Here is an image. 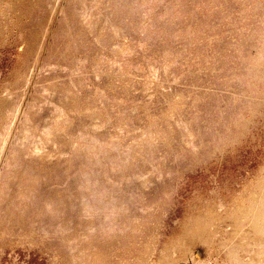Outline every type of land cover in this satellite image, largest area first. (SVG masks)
Instances as JSON below:
<instances>
[{
  "label": "rangeland",
  "instance_id": "1",
  "mask_svg": "<svg viewBox=\"0 0 264 264\" xmlns=\"http://www.w3.org/2000/svg\"><path fill=\"white\" fill-rule=\"evenodd\" d=\"M1 144L0 264H241L165 251L264 176V0H0Z\"/></svg>",
  "mask_w": 264,
  "mask_h": 264
},
{
  "label": "bare ground",
  "instance_id": "2",
  "mask_svg": "<svg viewBox=\"0 0 264 264\" xmlns=\"http://www.w3.org/2000/svg\"><path fill=\"white\" fill-rule=\"evenodd\" d=\"M12 27L13 28L20 27L18 19L14 20L12 22ZM1 147H2V144L0 145V149H1ZM255 178H257V177H255ZM11 179L12 180L14 179L12 173H11ZM255 182H256V180H255ZM251 190L252 191L249 193L244 191L243 194H245V195L240 197V199L238 198V201L235 203L234 207H231V209L228 208V210H226L224 212L222 211V212H217V213L214 212L213 213L212 211H214L215 207L214 208L209 207L210 209L206 210L203 213L204 215L207 216V219L210 220L209 223H205V220L195 221V222L191 221L190 224L188 225V228H190V229H187V231H186L187 241H186V238H184V239H182V242H181V240H179L177 244H176V242L172 243L166 249L165 254L170 253L171 251H173L177 248H179V249L182 248V246H184L186 243H190L191 247L192 246L194 247L195 245L202 244L203 241H206L207 244L210 245L209 248L213 250L215 248L214 242H213V238H214L213 236L214 235H212L211 233L209 234L207 232V229L210 228V226L212 225L213 222L218 223L219 221L228 218V219H231L232 221L235 222V231L233 233V239L236 241H238V240L242 241L240 239V235L242 233V230H243V227L245 224H248L250 227H252L254 229L255 237L257 240L256 241L257 249H255L253 251L252 250H247V251L244 250L243 252L240 253L237 250L234 251L233 247L221 248L220 253L225 258L226 262H231V263L238 262L241 264H264V176H261L257 179L256 184H254V186ZM246 193H248V194H246ZM220 208H222V206L221 207L218 206V209H220ZM12 223H14V222H12ZM205 236L208 238H206ZM238 237H239V239H238ZM226 242L231 243V240H228ZM234 246L240 247L243 245L235 244ZM123 248H124V246H123ZM123 251H124V249H123ZM151 251L152 250H150V252ZM97 254L94 255V257H93L94 259L99 257ZM110 255H112V254H110ZM146 256L147 255L143 256L142 259H144ZM76 257L79 258L80 256H76ZM77 258L73 257L72 263L77 262L78 260L80 261L79 264H94L96 262L94 259L93 260L95 262L93 263V261L89 260V258H88V260H85L83 258H79V259H77ZM164 261H165V257H162V260L160 263L164 264Z\"/></svg>",
  "mask_w": 264,
  "mask_h": 264
}]
</instances>
